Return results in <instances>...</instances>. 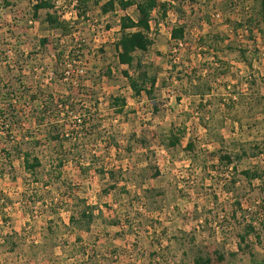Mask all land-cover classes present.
Segmentation results:
<instances>
[{
	"label": "rangeland",
	"instance_id": "obj_1",
	"mask_svg": "<svg viewBox=\"0 0 264 264\" xmlns=\"http://www.w3.org/2000/svg\"><path fill=\"white\" fill-rule=\"evenodd\" d=\"M39 1L0 6V264H264V179L240 173L264 169L263 1H176L154 20L155 44L136 53L158 74L152 99L116 49L137 7L102 13L108 0H88L79 18L73 0H49L78 20L62 35L47 10L33 16ZM24 152L41 166L28 171ZM249 224L261 238L242 242Z\"/></svg>",
	"mask_w": 264,
	"mask_h": 264
},
{
	"label": "trees",
	"instance_id": "obj_2",
	"mask_svg": "<svg viewBox=\"0 0 264 264\" xmlns=\"http://www.w3.org/2000/svg\"><path fill=\"white\" fill-rule=\"evenodd\" d=\"M75 2L74 10L79 18H85L89 6L87 4L88 0H73ZM73 1L71 3H73ZM176 1L183 3L184 0H108L105 4L101 5L102 13H108L111 10L116 8L118 5L123 11H126L129 7H137L138 10V19L133 18L129 14H124L120 18V37L118 39L116 49L118 54V59L121 63L127 64L134 71V75H128V79L131 87L135 90L137 95L142 94L143 92L148 95L150 99L153 98V94L155 91V87L158 81V74L155 72L153 74L150 73V70L154 64L144 63L141 58L136 56L137 52L145 53L150 51V49L155 44V39L153 37V27L152 22L155 20L156 25H160L163 20L168 17L170 11L176 10L177 4ZM188 1V0H186ZM247 0H230L231 5L236 6V4L245 3ZM262 10L264 11V0H262ZM15 2L12 0H0V6L2 8L11 7ZM99 2H97L98 4ZM33 16L38 17L39 12L43 9L47 10L45 16V22L49 25L52 30H59L62 32V35L71 34L72 24L78 20H69L63 17V13H61L58 8L55 7L49 0H42L34 4L33 6ZM156 13V17L154 16ZM252 21V19L250 20ZM157 26V27H158ZM186 35V28L184 25H178L173 27L171 31V36L176 46H179V42H184ZM224 40V39H223ZM42 44L44 46L48 45L50 42L49 38H43ZM71 53V51H70ZM59 55V54H58ZM60 56V55H59ZM14 85L10 90H14V93H17ZM206 91V90H205ZM199 92L198 94L202 97L201 102L204 100L207 91H210V88H207L205 92ZM52 101L54 100L52 96H50ZM178 100H181L180 97H177ZM59 101V100H58ZM61 101V100H60ZM235 103L234 100L231 101ZM1 103V101H0ZM63 103V102H62ZM112 104L116 111L122 112L126 106V100L121 97L113 98ZM14 109V113L17 112L11 103L7 105L6 110L11 111ZM47 110L42 111V114H45ZM5 111L0 107V122L4 121L3 117H5ZM15 117V114H13ZM58 138L57 136H54ZM182 136L181 134H176L175 130L172 128L169 130L168 138L166 144L168 147H176L181 143ZM223 141L222 136L219 135L218 142ZM191 147V143L188 144ZM31 153L24 152V166L28 171H35L37 168L41 166V161L38 157L31 158ZM219 158L221 162H227L228 164L233 163V158L229 154H219ZM234 168H236L234 166ZM246 179L249 181L253 179H264V169H245L240 172ZM264 185V180H263ZM2 201V199H0ZM92 211H89V208H86L82 212V217L85 219L89 218L92 215ZM72 223H75V216H71L70 218ZM261 226L263 227L264 232V222H261ZM251 234H255V236L260 239L261 234L256 231V227L253 224H249L247 226V230L244 234L240 235V239L242 242H245L247 237ZM224 260V256L219 254L217 257V261L221 262ZM195 264H213L214 260L210 256H202L199 255L195 259ZM252 261L255 262V256L252 254Z\"/></svg>",
	"mask_w": 264,
	"mask_h": 264
},
{
	"label": "built area",
	"instance_id": "obj_3",
	"mask_svg": "<svg viewBox=\"0 0 264 264\" xmlns=\"http://www.w3.org/2000/svg\"><path fill=\"white\" fill-rule=\"evenodd\" d=\"M72 5H73V9H74L75 2H73ZM74 12H75V10H74ZM182 43L183 42H179V45L182 46Z\"/></svg>",
	"mask_w": 264,
	"mask_h": 264
}]
</instances>
